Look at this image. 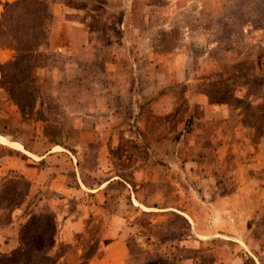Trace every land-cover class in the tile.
Segmentation results:
<instances>
[{"label": "rangeland", "instance_id": "obj_1", "mask_svg": "<svg viewBox=\"0 0 264 264\" xmlns=\"http://www.w3.org/2000/svg\"><path fill=\"white\" fill-rule=\"evenodd\" d=\"M79 1H51L47 23L45 13H23L28 2L0 3V264L90 260L102 236L98 225L85 231L66 225L63 236L60 211L74 203L62 204L63 180L53 178L64 167L70 179L78 166L81 179L94 183L104 175L100 165L139 184L138 192L140 185L152 198L159 191L158 205L175 209L164 228L158 222L146 228L139 216L127 237L132 262L234 264L246 241L264 264V207L248 229L247 220L236 219L239 206L220 197L231 194L213 181L221 174L206 169L219 160L213 150L225 135L230 150L239 137L264 148V0H134L131 12L125 0H97L88 7L89 22L79 26L73 9L63 16L78 26L57 28L51 7ZM201 97L213 109H200ZM98 130L103 140L94 138ZM205 132L212 143L200 138ZM49 147L42 158L53 167L26 165L27 153L37 158ZM210 193L209 206L226 230H217L224 237L197 240L187 215L202 217L204 204L195 201ZM175 234L187 236L168 253L159 248L160 237ZM77 245L86 248L77 252Z\"/></svg>", "mask_w": 264, "mask_h": 264}, {"label": "crops", "instance_id": "obj_2", "mask_svg": "<svg viewBox=\"0 0 264 264\" xmlns=\"http://www.w3.org/2000/svg\"><path fill=\"white\" fill-rule=\"evenodd\" d=\"M22 1L23 0H0V3L1 5L6 4V6H8L9 4L13 3L16 5L18 2ZM51 1L55 2V0H28L27 2L30 5V8L28 5L29 13H45V21L47 23V19H49L50 17V15H47V9L48 4L52 3ZM94 2H97V0H80L79 3L76 4V6H74L73 3L72 5H70V7H65V5L52 6L51 18L55 20L57 28H65L68 26L72 28L74 26H78L77 22H70V19L68 17L65 18L63 16L64 12H71L70 10L74 9L76 12H78L77 15L79 16V26L81 24L83 25L84 21L89 22L90 20V18H88L89 14H87L89 12L88 7L89 5L94 4ZM125 2L127 4L125 8L128 12H131L134 8V0H125ZM80 3L84 5L81 6ZM46 23L44 24L45 27L48 26L49 20L47 26ZM187 55L188 53H186L184 56H182V54H179V58H181V56L182 58L186 57ZM187 79L188 78H186L185 80ZM201 98L203 100V97ZM171 105L172 104L170 103V106ZM198 106L200 107V109H213V106H211L210 103L208 104V102L204 100H199ZM203 117H205V119L208 118L207 116ZM98 122H101V120H99ZM109 128L111 130L112 125H109ZM98 131L99 135H97V133H94V138L96 140H103V133L101 132V130ZM81 134L82 133L80 131L78 135L79 139H81ZM233 135L239 136L237 133H233ZM225 137L227 139L223 140L222 144L217 146L213 150V152L220 153L218 155L219 160L216 163L215 160H212L214 164L211 162L210 166L206 169L213 167L214 172H219L221 174L220 179L219 177L215 176V180L213 181H218L223 191L231 192V194L228 195L220 194V197H222V201L225 200L227 202L229 200L231 201V203H235L237 206H239V210L236 208V212H234L236 213V215H238L236 219L243 224H245V221L247 220V227L251 226V228L248 229H252L253 224L250 221L260 218L262 216L260 206H262V208L264 207V148L262 147L260 149L254 150L252 149V146L250 147V145H248V143L243 142V138L239 137L240 140H236L235 138L232 139L234 144L232 145L233 149L230 150V146H228L229 144H226L228 141V143H230L231 145L230 136L228 135L227 137L225 135ZM200 138H204V140H207L208 142L210 141L211 143L213 142V134L211 133L205 132L204 134L200 135ZM192 140L196 141L193 137ZM54 144L56 143H53V145ZM18 145L21 146V150L26 151L24 150L26 149V147L23 143H19ZM236 145H238L237 148H235ZM56 146H61L62 149L65 148L63 144H57ZM195 146L196 145L193 142L192 150L195 149ZM51 147H49L40 156H36L37 158H34V155H36L35 153H33L34 155L31 153V151L27 153V157L24 158V160L26 161V165L34 168L42 163L45 167H53L54 165H47L44 162L45 160L43 159L44 157H47L49 153H52ZM16 149L18 150L17 146ZM238 149L239 151L238 153H236L237 155H235V152ZM230 151L232 152L230 153ZM246 152L250 153L251 155H248L247 158L244 157L245 159H241L243 158L242 156H245ZM42 156L44 157L42 158ZM235 159L237 160L235 161ZM230 161H233L234 163H231ZM97 166L96 170H102ZM100 166L103 168L102 171L104 172V175L102 176V178L93 181L94 183H85L81 179V173L79 170H77L78 166H76V169L75 167L73 168V173L70 179H67L66 175V171L69 170V168L65 169L64 167H62L57 172L58 174L56 173L57 176L53 178V182H59L60 180H63L59 185V187L62 188L61 193L65 197L62 204L66 206V204L70 201L74 203V207L72 208V210L69 207H66L64 208V210L60 211L62 223H65V225H62L64 229H61L60 227L59 228L63 231V236H65L64 230L68 231L66 235L69 236L68 234L70 232V229H66V225H71L73 226V228L75 226L78 230L81 226L85 231L89 226L93 225V223H97L98 230H100L102 235L100 237L101 240H99L98 238V241L100 242H97V245L94 247V253L92 254L91 259L86 261V263L84 264H138L137 261L132 262L133 258L129 254L130 244L127 240V237L129 238V236H133L132 231L137 225L136 221L139 216L140 218H142V221H148L146 222V224L148 223L146 225V228L147 226L155 227L156 222L161 223V226L157 224L158 228H164L167 225V220L164 217L175 215L174 213H172V210L175 209L158 205L163 201V195H159V191H156L155 193L156 195H158L152 198L148 194V191H145V193H143V186L140 185L138 188L140 189L139 192H141L139 193L137 190H135V187L137 188L139 184L135 186L133 185L132 180L129 181L126 178L120 177L112 169L107 170L105 165L104 167L102 165ZM74 170H76L75 173ZM102 171L99 172L103 174ZM56 178L58 179V181H56ZM213 181L206 184L210 185ZM229 188L231 190H229ZM74 192L79 194L78 197H76L77 194L74 196ZM117 194H120L121 196L119 197ZM196 196L198 197V195ZM211 196L212 195L210 193L206 194L204 199H201V195L199 199L196 198L195 202H200V204H204L205 207L204 214L199 215L202 217H198L197 214H192V216H190V214L187 215L188 220L192 224L190 228L191 233L195 238H197V240H200L198 238L202 237L211 239L219 235L224 237V234L221 233V231H217L218 229L226 230L224 227H222V225H218L219 220L217 217L221 216V214L218 213V209L209 206L213 203V199L211 200ZM110 200H112V202H115L114 207L116 209L109 208L110 205H112V202ZM149 201L152 202L151 204H156L159 207L156 208L153 205H150ZM149 205L153 206L154 208H150ZM245 205H248L247 208L245 207ZM150 209L158 210L161 213L158 212V214L154 216L155 212ZM169 209H171V211ZM56 215H58V213ZM148 215L149 217H147ZM23 218L25 217H22V215H20V219L22 220ZM199 218L205 220L204 226H199L201 224ZM142 236L144 238L148 237V235ZM175 236V239L160 237L158 239V242L162 244V246H160L159 248L162 247V249L165 252L167 251L168 253V248H170L171 246L175 247L176 242H178L183 236L187 235L180 234L179 236L178 234H175ZM77 247V252H80L81 249L86 248L79 245H77ZM241 247H238V250H240V252H242L243 254L241 255L240 253V255H238V259L234 264H260V262L255 258L254 254L255 250L259 251L258 248L252 250L253 247L249 246L246 241ZM143 248L144 247H142V249ZM247 253L249 254L247 255ZM249 255H251L254 260L250 259ZM245 259H248V261H245ZM223 264H229V261H225L223 262Z\"/></svg>", "mask_w": 264, "mask_h": 264}, {"label": "trees", "instance_id": "obj_3", "mask_svg": "<svg viewBox=\"0 0 264 264\" xmlns=\"http://www.w3.org/2000/svg\"><path fill=\"white\" fill-rule=\"evenodd\" d=\"M27 1H28V0H27ZM27 1H26V0H23V3L27 2ZM19 3H20V2H19ZM19 5H20V4H16V5H14V6H15V7H18ZM25 12H26V13H25ZM28 12H29L28 10H26V11L24 10V11H23L24 14H27ZM34 241L37 242V243H38L39 241H41V240L38 238V234H37V236L35 237V240H34Z\"/></svg>", "mask_w": 264, "mask_h": 264}]
</instances>
